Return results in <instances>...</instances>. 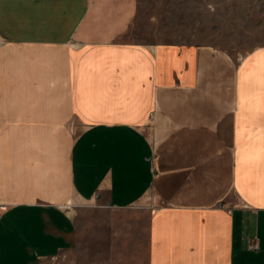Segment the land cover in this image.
Masks as SVG:
<instances>
[{"label": "crops", "instance_id": "crops-1", "mask_svg": "<svg viewBox=\"0 0 264 264\" xmlns=\"http://www.w3.org/2000/svg\"><path fill=\"white\" fill-rule=\"evenodd\" d=\"M136 7L0 0V264L94 228L102 264H264V46L129 42Z\"/></svg>", "mask_w": 264, "mask_h": 264}, {"label": "rangeland", "instance_id": "rangeland-1", "mask_svg": "<svg viewBox=\"0 0 264 264\" xmlns=\"http://www.w3.org/2000/svg\"><path fill=\"white\" fill-rule=\"evenodd\" d=\"M123 39L145 45H210L236 60L264 46V0H137ZM91 219L95 224L101 216ZM94 229L82 235L68 264L103 263L104 250L93 238L101 230Z\"/></svg>", "mask_w": 264, "mask_h": 264}, {"label": "built area", "instance_id": "built-area-1", "mask_svg": "<svg viewBox=\"0 0 264 264\" xmlns=\"http://www.w3.org/2000/svg\"><path fill=\"white\" fill-rule=\"evenodd\" d=\"M251 248H256L257 247V244L254 242L250 245Z\"/></svg>", "mask_w": 264, "mask_h": 264}]
</instances>
